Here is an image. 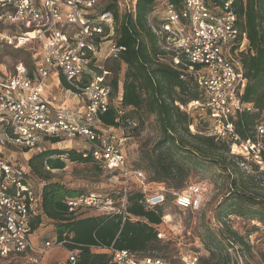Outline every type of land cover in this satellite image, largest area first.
I'll list each match as a JSON object with an SVG mask.
<instances>
[{"label": "built area", "instance_id": "2783aa9c", "mask_svg": "<svg viewBox=\"0 0 264 264\" xmlns=\"http://www.w3.org/2000/svg\"><path fill=\"white\" fill-rule=\"evenodd\" d=\"M98 1L0 0V20L11 27L10 32H0V46H35L39 54L31 70L19 63L10 77L0 78L1 258L20 256L27 263L37 264L52 250L63 248L65 264L77 263L78 250L67 248L71 242L55 239L34 244L30 239L31 223L40 216L41 189L29 180L26 156L38 151L46 139L80 140L81 151H87L120 184L114 193H87L68 199V215L77 218L83 210H94L121 216L124 222L132 184L142 193L145 210L166 204V190L161 185L151 187L143 171L127 165L129 130L137 124L129 121L118 127L104 126L101 117L109 109L111 89L85 76L89 64H96L97 47L105 41L109 45L107 56L116 57L124 51L112 40V13L96 11ZM157 2L162 16L150 23L160 46L157 60L177 71L181 80L194 81L199 92L198 100L176 103L194 119L190 133L219 138L229 146L230 155L239 159L242 170L249 172V167H256L263 171L264 117L248 139H242L235 128L237 114L252 111V106L241 100L247 79L237 57L248 49V41L237 26L233 0H224L219 6H211L209 0H180L178 9L166 0ZM117 4L120 12L135 10V0H118ZM51 74L63 76L68 90L82 97L83 109L78 116L68 117L42 99V82ZM200 124L205 125L204 131L197 130ZM206 192L204 186L191 185L169 195L178 211H198ZM168 221L169 216L162 217L164 224ZM236 248L229 241L230 256L235 255ZM91 251L106 254L111 264H200L196 252L180 253L173 263L143 252L118 250L113 245L91 247Z\"/></svg>", "mask_w": 264, "mask_h": 264}, {"label": "trees", "instance_id": "16d2710c", "mask_svg": "<svg viewBox=\"0 0 264 264\" xmlns=\"http://www.w3.org/2000/svg\"><path fill=\"white\" fill-rule=\"evenodd\" d=\"M166 1L176 9L180 8V0ZM223 1L209 0L211 6H219ZM232 6L237 26L246 33L248 41V49L240 53L237 59L247 79L241 100L250 104L252 111L238 113L235 120L236 131L245 140L252 137L254 126L264 117V0H233ZM104 11L112 13V40L117 46L124 47V51L116 57L107 56L102 67L93 63L88 66L98 77L112 73L113 77L107 83L111 89L110 101L114 95L120 98L118 107L110 105L102 115V124L118 127L133 117L139 120L153 117L160 138L145 154L143 169L150 174H146L148 183L171 189L166 191V202L171 203L169 192L182 191L191 186L186 185L178 190L185 184L191 171L213 167L229 188L217 206L216 219L222 221L229 215H236L256 219L264 228V184L261 189L256 188L255 176L241 169L239 159L230 155L229 146L219 138L191 134L189 126L194 119L176 106V103L186 105L200 96L194 81L181 80L177 71L157 60L160 46L150 30V23H156L162 16V8L157 0H135V10L125 12L119 11L117 0H111L99 10ZM24 66L31 70L33 59L30 66ZM59 81L67 89L63 76L60 75ZM45 141L55 144L58 139ZM66 162L90 163L103 172L85 150L49 149L32 155L26 162L31 173L29 180L32 182L34 176L43 183L40 187V216L31 223L32 231L41 224V216L45 217L55 227L56 239L69 241L73 245L67 248L78 250L76 264H111L106 254L95 253L91 247L108 248L113 245L118 250L143 252L155 257L158 256L147 252L150 248L165 250L158 246L157 239L164 207L145 210L139 189L133 188L128 193L124 222L121 216L113 214L77 219L68 215L67 200L88 192H77L51 182L50 172L63 170ZM128 166L143 171L139 167ZM258 171L253 167L251 172ZM226 232L232 240L243 244L235 233L229 229ZM224 241L228 246V238ZM206 242L207 248L224 250L222 240L209 231ZM227 256L225 254L212 264H229ZM13 257L22 259L20 256Z\"/></svg>", "mask_w": 264, "mask_h": 264}, {"label": "rangeland", "instance_id": "374dc122", "mask_svg": "<svg viewBox=\"0 0 264 264\" xmlns=\"http://www.w3.org/2000/svg\"><path fill=\"white\" fill-rule=\"evenodd\" d=\"M111 0H99L97 10L103 8ZM118 1V0H117ZM151 19V18H150ZM10 32L11 27L5 20H0V32ZM108 43L105 41L96 50V65L102 67L108 54ZM34 49L14 50L4 45L0 46V78L6 79L13 74L17 64L30 66L31 58H39L37 47ZM93 68H87L85 76L87 78L97 79L102 84H106L112 79L113 74L109 73L98 77ZM122 74V71H121ZM121 74L119 79L121 81ZM63 93V92H62ZM110 105L118 107L119 95L111 98ZM137 124L136 128L129 130L131 139L127 149V164L133 167H139L145 174H149L143 169L146 164L145 154H147L160 138L158 128L154 123L153 117H143L139 120L133 117L132 120ZM198 131H204L205 125H197ZM78 139L62 140L58 144L51 146L47 141H42L38 151H34L30 156L43 150L60 149V150H81L82 143ZM29 156V157H30ZM18 158L20 156L18 155ZM253 168L249 167L248 173L255 176V186L261 189L264 184V172H251ZM245 171V170H243ZM264 171V170H263ZM246 172V171H245ZM259 173V174H258ZM263 173V174H262ZM51 182H57L60 185L77 192H88L94 194H110L117 191L120 184L116 183L105 171L101 172L92 164H79L66 162L63 170H54L50 172ZM32 183L36 188L42 186V182L36 177H32ZM158 184H151V187L157 188ZM186 185H201L207 190L202 207L198 211H178L172 203L164 206V213L169 214L167 224H162L159 228L161 233L158 246L165 248H150L147 252L160 256L163 259L171 260L177 263L175 257L180 253L196 252L199 254L200 264H212L213 261L224 257L227 254L229 264H264V228L256 220L241 218L236 215H229L224 220L216 219L217 206L223 196L229 189L227 184L219 178V171L216 168H207L191 171L185 184L178 190H182ZM162 187L169 191L167 186ZM227 227V228H226ZM226 229L235 233L242 239L243 244L236 239L232 240L226 232ZM215 234L218 239L222 240L224 250L219 251L214 248H207V232ZM234 243L236 248L233 257L229 255L228 246L224 239ZM30 239L34 244L43 241H54L56 239L55 227L44 217L41 226L33 231ZM226 251V252H225ZM212 255L214 256L212 258ZM67 260L66 251L63 248H56L44 256L37 264H65ZM217 260V261H219ZM0 264H30L26 261L13 256L0 258Z\"/></svg>", "mask_w": 264, "mask_h": 264}, {"label": "crops", "instance_id": "0c3cea01", "mask_svg": "<svg viewBox=\"0 0 264 264\" xmlns=\"http://www.w3.org/2000/svg\"><path fill=\"white\" fill-rule=\"evenodd\" d=\"M42 85H43L42 99L48 102L52 108L56 110L64 111L65 115L68 117H76L82 111L83 109L82 97L76 93L69 91L68 88L67 89L63 88L60 84L59 76H56L55 74H51L46 80L42 82ZM58 143L59 142L55 144H58ZM55 144H51V146H54ZM80 145H81V142L77 146H80ZM31 154L32 153L28 154L26 158L29 159L31 157L30 156ZM131 188L137 189L136 185L134 184H132ZM92 215L97 216L101 214L97 213L94 210H83L82 213L77 218L92 216ZM163 216H169V214L164 213ZM42 219H43V216H41V222H42ZM162 224L164 223L162 222ZM39 226H41V224Z\"/></svg>", "mask_w": 264, "mask_h": 264}]
</instances>
